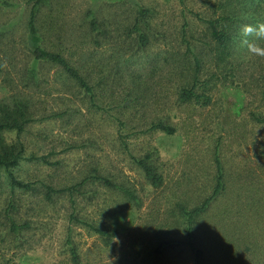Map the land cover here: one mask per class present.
I'll return each instance as SVG.
<instances>
[{
	"label": "rangeland",
	"instance_id": "1",
	"mask_svg": "<svg viewBox=\"0 0 264 264\" xmlns=\"http://www.w3.org/2000/svg\"><path fill=\"white\" fill-rule=\"evenodd\" d=\"M8 1L10 7L0 5V100L20 92L31 100L35 120L19 134L1 133L6 144L21 145V158L11 171L31 189L10 187L0 167V264H107L112 235L120 240L119 246H110L112 255L119 253L116 264H191L184 250L159 258L155 242L181 237L177 204L190 208L209 195L215 155L225 189L195 222L205 264H264V156L257 152L264 144V121L250 117L251 112L264 117V77L259 76L264 57L249 56L235 41L237 68L216 69L222 82L210 79L214 84L204 91L210 100L200 105L177 100L180 75L164 54L165 49L178 50L183 21L192 40L205 39L204 26L191 12L207 15L215 0L42 2L36 16L41 44L91 71L93 105L60 68L32 58L26 28L30 2ZM259 2L264 8V0L251 4ZM243 3L250 7L249 0ZM137 6L151 12L147 20L155 35L147 45L134 49L117 36L96 48L90 45L81 17L85 9L94 8L117 33L132 22ZM60 111L62 116L51 117ZM159 118L173 122L176 131H147ZM146 152L162 177L158 186L150 185L132 160ZM94 172L127 187L135 198L89 179L71 198L67 191L45 195L47 186L70 187ZM10 218L27 225L10 234ZM203 227H209L208 234ZM67 235L70 243H65ZM223 235L228 243L212 239Z\"/></svg>",
	"mask_w": 264,
	"mask_h": 264
},
{
	"label": "trees",
	"instance_id": "2",
	"mask_svg": "<svg viewBox=\"0 0 264 264\" xmlns=\"http://www.w3.org/2000/svg\"><path fill=\"white\" fill-rule=\"evenodd\" d=\"M45 1L48 0H29L30 5L28 8L26 28L27 40L32 58L35 61L48 62L60 68L66 77L70 78L74 84L82 90L84 96H86L85 99L88 104L93 105L95 104L94 89L96 82L91 75V71L86 72L75 67L72 65L73 62L66 58L62 53L45 49L41 44L43 37L40 32H38L36 16H38V7ZM246 1L247 0H215L213 3H210L209 14L201 16L198 12H191L194 18L204 26L203 37L205 39L203 41L192 40L191 35H189L187 31L188 22H182L180 29L177 32V49L181 52V56L179 57L176 55L178 50L169 51L168 49H165L164 51L165 56L168 55L170 57L173 64L172 66L178 70L177 73L180 75V80L176 88L177 100L180 103L195 102L200 105L208 104L210 99L204 94V91L208 90L211 84H214L210 82V79L216 78V80H221L222 82V79L218 77L214 71H216V69L221 71V69H224L225 67L230 68L232 65L235 69L237 68L238 59L234 55L236 51H234L232 46L233 43L239 39V26L244 23L254 25L264 20V8L260 4L261 2L252 5V0H249L250 7H246V4L243 3ZM0 5L10 7L12 3L8 0H0ZM247 10H250L253 14L247 12ZM150 16V9L137 6L132 22L128 26L123 27L122 30L117 33L108 28V26L99 18L94 8L89 7L85 9L81 17L85 25L86 36L89 37V43L92 47L96 48L100 46V44L107 42L110 39L113 40L114 37L117 36L121 42H127V45H130L131 48L138 49L147 45L149 39H152L151 36L154 34L153 31H151L147 20ZM114 31L117 30L114 29ZM202 47L205 48L204 52ZM201 50L204 54L203 56H207V63L209 65L207 69L204 68V61L206 60L202 57ZM166 59L167 58H165V60ZM84 62L82 61L80 63L83 65ZM200 73H203L202 77H199ZM259 76L263 78L264 74ZM13 94V96H8L10 97L8 100H0V167H2L6 173L10 187L16 186L19 188L31 189L28 183H23L15 179L11 171L21 158V145L14 143L6 144L1 134L4 130H14L16 134H19L24 130L27 123L35 120V117H32L33 112L31 111V100L23 96L20 92L15 91ZM61 112L62 111L54 112L50 115L51 117H60L62 116ZM250 117L255 122L264 121V117H260L253 112L250 113ZM146 130H158L166 134H172L176 131V126L169 120L159 118L156 121H151ZM257 149V152L264 156V144H261ZM216 150H214V153ZM132 160L141 170L144 179L150 185L158 186L162 183V177L155 169L151 153L146 152L142 156L132 157ZM214 162L215 172L213 174V183L209 195L190 208L177 204V210L179 217L181 218L182 235L175 239H159L155 242V253H160L169 247L183 246L191 254L193 264H205L203 252L196 245V234H194V230L196 227V220L202 214L206 213L211 202L216 196L223 193L225 189L222 168L216 155L214 156ZM88 179L90 181L98 182L106 188L118 191L130 200L135 198L133 193L127 187L120 183H116L105 175L97 174L95 172L85 175L76 185L70 187L53 189L47 186L45 195L46 197H50L51 193H63L67 191V194L71 198V195L77 192L76 188L81 186ZM79 222L93 229L100 235L107 234L106 231L98 226L84 221ZM26 225V221L16 223L10 218L8 231L10 234L15 235L19 233L21 229H24ZM241 242H245L244 238H241ZM65 243H70L68 235L66 236ZM68 250L71 259L76 262L77 254L75 248L71 246Z\"/></svg>",
	"mask_w": 264,
	"mask_h": 264
},
{
	"label": "clouds",
	"instance_id": "3",
	"mask_svg": "<svg viewBox=\"0 0 264 264\" xmlns=\"http://www.w3.org/2000/svg\"><path fill=\"white\" fill-rule=\"evenodd\" d=\"M238 48L244 49L249 56L264 57V46H261L259 41H264V22L257 24L244 23L239 26L238 31ZM114 228L115 225L111 224ZM115 244L120 245V240L117 236L112 235V241L108 248L107 264H116L119 259V253L112 255L110 246Z\"/></svg>",
	"mask_w": 264,
	"mask_h": 264
},
{
	"label": "crops",
	"instance_id": "4",
	"mask_svg": "<svg viewBox=\"0 0 264 264\" xmlns=\"http://www.w3.org/2000/svg\"><path fill=\"white\" fill-rule=\"evenodd\" d=\"M198 229H200L199 227H195V230H194V234H196V239H197V233H196V231L198 230ZM202 229V231H203V233L204 234H208V229H209V227H203V228H201ZM161 230H164V229H161L160 227H159V233H163V231H161ZM223 230V229H222ZM213 237V236H212ZM207 238V237H206ZM168 239V238H167ZM171 239H175V238H171ZM213 240H218L219 242H222V241H226L227 243H228V238H227V235H223L222 236V239L219 237V238H217V237H213L212 238ZM208 240V239H207ZM196 243H197V240H196ZM201 243H202V241H201ZM207 244H208V242H207ZM197 245V244H196ZM228 245V244H227ZM197 247H199L198 245H197ZM200 248V247H199ZM226 248H228L227 246H226ZM173 249H176V250H184L185 252H187L188 254H189V256H190V263L191 264H193V260H192V256H191V254L189 253V251L185 248V247H183V246H176V247H169V248H167V249H165L164 251H162V252H160L159 253V258H160V256L162 257V256H167V254H166V252H168V251H170V250H173ZM201 250H202V252H203V257H204V260H205V254H204V249L203 248H200ZM180 263V262H179ZM204 263H205V261H204Z\"/></svg>",
	"mask_w": 264,
	"mask_h": 264
}]
</instances>
